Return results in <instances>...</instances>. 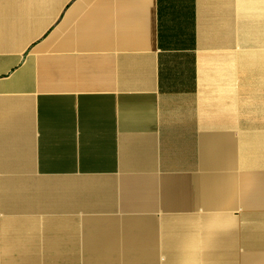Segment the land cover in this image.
<instances>
[{"label":"crops","instance_id":"0c3cea01","mask_svg":"<svg viewBox=\"0 0 264 264\" xmlns=\"http://www.w3.org/2000/svg\"><path fill=\"white\" fill-rule=\"evenodd\" d=\"M0 264H264V0H0Z\"/></svg>","mask_w":264,"mask_h":264}]
</instances>
